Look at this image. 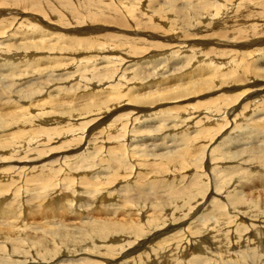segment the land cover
<instances>
[{
    "label": "rangeland",
    "instance_id": "rangeland-1",
    "mask_svg": "<svg viewBox=\"0 0 264 264\" xmlns=\"http://www.w3.org/2000/svg\"><path fill=\"white\" fill-rule=\"evenodd\" d=\"M7 2L0 6V114L9 119L0 128V237L10 228L14 238H0V264H164L163 258L173 264H264V235L253 228L264 220V160L235 153L264 147V86L254 85L264 83V0ZM239 62L252 71L247 75ZM233 73L239 82L230 80ZM231 108L237 110L227 123L211 130L216 126L209 128L205 118L213 116L206 111ZM96 111L106 113L98 117ZM131 113L136 134L128 137L132 123L111 159L110 127ZM81 128L84 137L71 132ZM40 129L56 130V137L43 140ZM96 137L105 142L94 145ZM87 140L91 149L85 150ZM30 150L38 152L26 157ZM182 152L187 162H170ZM191 182L196 189L189 191ZM200 199L207 203L189 220L193 233H201L191 251L183 252L184 242L177 256L155 247L185 226L177 219ZM215 204L234 218L221 227L223 234L230 230L227 235L212 244L205 233L218 236V226L206 224L201 211ZM152 212L161 214L150 222ZM164 213L178 228L133 250L145 242L136 238L145 234L139 231L155 227ZM131 219L133 225L123 222ZM105 221L123 225L130 238L119 232L99 238L94 229ZM201 240L204 249L194 250ZM41 241L45 250L38 248Z\"/></svg>",
    "mask_w": 264,
    "mask_h": 264
},
{
    "label": "bare ground",
    "instance_id": "bare-ground-1",
    "mask_svg": "<svg viewBox=\"0 0 264 264\" xmlns=\"http://www.w3.org/2000/svg\"><path fill=\"white\" fill-rule=\"evenodd\" d=\"M4 4H10V3H8L7 2V0H0V6L1 5H4ZM239 5V4H238ZM219 8V9H218ZM218 8H216V12L214 13V15L213 16H215V15H219L220 14V7H218ZM3 12H8V11H3ZM18 13V12H17ZM24 12L23 11H19V14H23ZM18 14V15H19ZM213 18V17H212ZM43 20H44V18H42ZM29 29H31V28H29ZM3 34L4 33V31H2V32H0V34ZM0 43H3V41H1ZM150 45V44H149ZM152 46L153 45H158L157 43H152L151 44ZM182 45V46H181ZM181 45H176L177 47L179 46V47H183L184 45L183 44H181ZM8 46V45H7ZM185 47V46H184ZM187 48V47H186ZM3 53V51H1L0 52V55ZM175 54V53H174ZM4 55V54H3ZM177 55V54H176ZM6 59V58H5ZM2 63H4V64H2ZM2 65L1 66H4L5 64H6V61H2ZM242 65H245V69H246V71H244L247 75H248V73L249 72H251L252 70L251 69H248V63H238L237 64V67H239V66H242ZM247 65V66H246ZM231 66L232 67H234L235 68V66H234V64H233V59L231 60ZM236 69V68H235ZM241 69V68H240ZM91 70H93V69H91ZM236 70H238V69H236ZM250 70V71H249ZM10 71V70H9ZM11 73V72H10ZM241 73V72H240ZM245 73H244V76H245ZM13 74H14V72H13ZM243 74V73H242ZM2 75V74H1ZM252 75V74H251ZM250 75V76H251ZM226 76H228V75H226ZM241 77V76H240ZM5 78V77H4ZM208 79V78H207ZM230 80H234V82H239V80H241V78L239 79V78H237L236 77V74L235 73H233V74H231L230 75ZM244 80V79H243ZM242 82V81H241ZM257 82V81H256ZM237 84V83H236ZM254 85H258V87L260 86V87H262V86H264V83H261V82H257V83H254ZM263 88V87H262ZM264 89V88H263ZM246 91H248V90H246ZM123 96H122V94H119L118 96H114V99L115 100H120L121 98H122ZM231 98V96L229 97V99ZM225 100H227V97H226V99ZM232 100H235L233 97H232ZM119 102H121V101H119ZM226 103H227V101H225ZM9 103V102H8ZM229 104V103H228ZM227 105V104H226ZM225 105V106H226ZM125 108H127V107H125ZM226 108H228V107H226ZM100 110V109H99ZM132 110V113L133 112H135L136 110H137V108H133V109H131ZM138 110H140V109H138ZM143 110V109H142ZM226 109H224V111L222 112V113H219L220 111H221V109H216L215 111H206V114H208L209 116H213V118L210 120L209 118H205V120H207L208 121V123L209 122H211L210 124H212V126L211 127H209V128H212V127H214V126H216V128H213V129H211V130H216L218 127H222V124L221 123H223V124H225V123H227V121L226 120H228L229 118V116H232L234 113H235V111L237 110L236 108L234 109V108H231V109H228V111H225ZM93 111H95V110H93ZM22 111H20V113H21ZM2 113V112H1ZM104 113H106V111L105 112H99V111H96V113H95V115L96 116H100L101 114H104ZM127 114L126 116H124V118H122L121 120H120V123H119V125L116 123V124H113L111 127H110V134H112L111 136H112V141H109V143L108 144H112V147L110 148V150H111V152H112V158L111 159H113L115 156H116V154L114 153V155H113V151H115L114 149L115 148H117V146H118V148L120 149L121 148V138L123 139V137L124 138H126V135H125V133L127 132L128 133V131H127V128H130L129 127V125H131L132 123H133V128L129 131V134H128V137L129 136H131V137H133L134 136V134H136V131H135V123H137L138 122V120L137 119H133V120H131V118H132V116L131 115H133V114ZM21 117H25L26 115L24 114V112H22L21 113ZM112 114H107L102 120H105V119H108L110 116H111ZM223 116V118L224 119H222V121L224 120V122H218V123H216V118H215V116ZM3 116H5V115H1L0 114V128H1V126L3 127L4 126V124H5V126H6V124H9L8 122V118H6L7 116H5V117H3ZM123 117V116H122ZM131 117V118H130ZM235 118H237V115L235 116ZM92 120H94L93 118L91 119V121ZM189 119H186V121H188ZM176 121H179V120H176ZM234 120H232V122H233ZM181 122L183 123H185V117L184 118H181ZM27 123V122H26ZM25 124V123H24ZM99 125V124H98ZM98 125H96V126H98ZM95 126V127H96ZM137 126V125H136ZM9 127V126H8ZM95 127H93V128H91V129H89V131H90V133L92 132V129H94ZM119 127V128H118ZM41 130V129H40ZM109 130V129H108ZM116 130L118 131V132H116ZM41 131H43V133H45L44 135H41V134H39L41 137H42V139L44 140V139H46L47 141H48V139H53V138H55L56 136V133H57V131L56 130H41ZM84 128H81V129H79V130H77V131H71V132H74V133H76V132H78V133H82V136L84 137ZM88 131V130H87ZM24 133L25 132H22L21 133V136L23 137L24 136ZM100 135V133H98V136ZM96 136V135H95ZM95 136H94V138H95ZM257 136V135H256ZM103 139H99V137L97 138L96 137V139H95V141L93 142V144L94 145H99V143L101 142V141H104V138L105 137H102ZM134 138V137H133ZM86 139L87 138H84V140L86 141ZM90 139V138H89ZM32 140H33V138H32ZM31 139H30V142L32 141ZM84 140H83V142H84ZM128 141V140H127ZM33 142V141H32ZM82 142V143H83ZM105 142V141H104ZM106 142H108V141H106ZM124 142H126V140L124 141ZM27 143H29V142H27ZM81 143V144H82ZM123 143V142H122ZM124 144V143H123ZM211 144V143H210ZM0 145H1V143H0ZM10 145V144H9ZM8 145V146H9ZM39 145V144H38ZM82 145H84V144H82ZM94 145H93V147H94ZM126 145V144H125ZM124 145V146H125ZM151 145V144H150ZM179 145V144H178ZM180 145H184V143L182 142ZM40 146V145H39ZM96 146V147H97ZM111 146V145H110ZM211 146V145H210ZM260 146V145H259ZM180 147V146H179ZM25 148V147H24ZM178 148V147H177ZM88 149H91V142H90V140H87V147L85 148V150H88ZM118 149V150H119ZM246 149V148H245ZM113 150V151H112ZM209 150V149H208ZM181 151V150H180ZM211 151V153H209L210 155H213V153H214V151L213 150H210ZM32 152V153H31ZM37 152L38 151H36V150H33V151H31L30 150V152H28V153H26L25 154V156L26 157H29V155L30 154H32V156L34 157V155L35 154H37ZM118 152V151H117ZM98 153V152H97ZM177 153V152H176ZM236 153V155L237 156H242V155H249V153H250V157L252 158L251 160H253V161H256L257 163L259 162V163H261L263 160H264V147L262 148V147H258V148H256V147H253L252 149H250V151H245L244 149L243 150H238V152L236 151L235 152ZM180 156H178V157H176V156H174V155H172L171 156V159H170V162L172 161L174 164H177V163H182V162H187L186 161V157L183 155V152L181 153V154H179ZM159 156V155H158ZM166 156V155H165ZM163 157H164V155H163ZM47 158V157H46ZM117 158V157H116ZM159 158V157H158ZM162 158V157H161ZM166 158H167V156H166ZM56 159V158H55ZM118 159V158H117ZM31 160H32V158H31ZM40 160H41V158H40ZM121 160V159H120ZM250 160V159H249ZM115 161H116V159H115ZM122 161V160H121ZM168 161H169V159H168ZM123 162V161H122ZM212 162V161H211ZM118 163H119V160H118ZM124 163V162H123ZM258 163V164H259ZM113 164H115V163H113ZM172 164V163H171ZM118 165V164H117ZM34 166V165H33ZM46 166V165H45ZM119 166H120V164H119ZM37 167V166H36ZM56 168H57V166H55ZM123 167V166H122ZM34 168V167H33ZM67 168V167H66ZM34 169H36V168H34ZM37 169H39V167L37 168ZM23 170V169H22ZM30 170V169H29ZM48 170V169H47ZM69 170V169H68ZM41 171V170H40ZM51 171L54 173V169L52 170V168H51ZM75 171H76V169H75ZM69 172V171H68ZM66 173V172H65ZM252 174V173H251ZM259 174V173H258ZM27 175V174H26ZM53 175H55V173L53 174ZM68 175H70L69 173H68ZM22 176V175H21ZM25 176V175H24ZM252 177H254V176H252ZM256 177H260V174L258 175V176H256ZM20 178V177H19ZM47 178H52V173L50 174V175H47ZM66 179V178H65ZM257 179V178H256ZM67 180H70V182H72L73 183V180H71V179H67ZM107 180V177H105L104 178V181H106ZM109 180H111L110 178H109ZM108 182V181H107ZM104 184H105V182H103ZM259 183H260V185L261 186H263L264 185V179L262 178V179H260V181H259ZM250 184V183H249ZM110 187V186H109ZM169 189V188H168ZM189 189V191H192V190H194V189H196L195 188V184H194V182H191V187H189L188 188ZM158 195V194H157ZM104 196V195H103ZM110 196V195H109ZM192 196H193V193H189V194H187L186 195V197H185V201L187 202V201H189L191 198H192ZM164 197V196H163ZM8 201V200H7ZM253 202V201H252ZM207 202H206V200H204V199H200V200H197L196 201V203H195V205L192 207V208H190V209H188L189 211H188V214L186 215V217L185 218H182L181 219V217L180 218H178L177 220L179 221V223H181L180 225H178V226H183L184 225V222H186V224H185V226L184 227H181V229L180 230H178V231H176L175 233H173V234H171V236H170V238H169V240H165V243L162 245V243H161V241L160 242H157L156 244H155V247H159V246H162V247H165V249L167 250V251H172L173 250V252H174V254H175V256H177V253L179 252L178 251V249H180V247H179V245H181V246H183L184 245V247H182L183 248V252L185 251H187L188 253L191 251L190 249H191V247H190V244H191V242H192V240L194 239V236L196 235V234H201V233H193V229L191 230V225H192V221H189L190 219H192V218H194V217H196V213H195V211L198 209V208H200L202 205H204V204H206ZM89 204V203H88ZM246 204L249 206L250 204H249V201H247L246 202ZM9 205V204H8ZM7 205V206H8ZM91 205V204H90ZM219 205V204H218ZM217 204H215L214 205V210H208L207 208H208V206H206L202 211H201V214L202 215H204V216H202V219H203V221L206 223V224H208L209 226H211L212 224H213V222H211V220L212 221H215L216 223H217V226H218V230H217V234H218V236H210V235H206V233H205V238H204V240H206V241H208V242H211L212 244H216V242L218 241V240H220V237L222 236V234H223V232H222V228L221 227H224L226 224H229V223H231V218L233 217H227L226 218V216L224 215V211H223V205L221 206V207H219ZM226 205V204H225ZM66 206V205H65ZM81 207V206H80ZM225 208V207H224ZM13 209H15L16 210V208H13ZM13 209H11L12 211L10 212V213H13V214H15V211H13ZM191 209H192V212H191ZM10 210V209H9ZM205 212V213H204ZM125 213V212H124ZM12 214V216H14ZM148 214V213H147ZM161 213H158V212H152V213H149L148 214V216H147V219L151 222V218H153V217H155V216H158V215H160ZM245 214V213H244ZM243 214V215H244ZM256 214H260V213H256ZM242 215V216H243ZM264 215V214H263ZM12 216H10V217H12ZM125 216V215H124ZM244 216H247V215H244ZM252 216V215H251ZM248 217V216H247ZM234 218V217H233ZM240 218H243V217H240ZM239 218V219H240ZM250 218H252V217H250ZM8 219H10V218H8ZM14 219V218H13ZM249 219V218H248ZM19 220V219H18ZM135 220V219H134ZM147 220V221H148ZM165 220H168V221H165ZM208 220V221H207ZM253 220V219H252ZM255 220V219H254ZM121 221H123V220H121ZM138 221V220H137ZM8 222V221H7ZM106 222V221H105ZM115 222H117V221H115ZM114 221H112V222H106L105 223V226L103 227V228H100V226L98 227V228H95L94 229V231H95V233H97L98 235H99V238H101V239H104V238H107V237H109L110 236V234L111 233H114V232H119V234L120 233H122V234H125L127 237H129L130 238V236H131V234H129L128 232H121V230H123L125 227L123 226V225H117V224H114L115 223ZM124 223L125 222H132V225H133V223H134V221H132V219L131 220H124L123 221ZM122 222V223H123ZM170 220L167 218V216H166V214L164 213L163 214V218H162V221L161 222H155L154 223V225H155V227H153V226H151L150 228H149V230H148V232H146L147 231V228L150 226H148L147 228H146V230H144V231H139V232H141V233H145V234H143V235H138V236H136V238L137 239H140V241L142 240V239H144L143 241H145V242H143V245H137V246H135L134 248H133V250H135V248H137L138 250H140L141 249V247H143V246H145L146 244H147V242H146V240H148V238H150V240H149V242H152V241H154V239H156L155 238V236L156 237H158V236H162V235H164V234H166V233H169V232H171L172 230H174V229H176V228H178V226L177 225H175L174 223L171 225L170 223ZM254 222V221H253ZM11 223H15V222H11ZM79 223V222H78ZM261 223L263 224V226H254L253 228H255L257 231H258V229L260 230V234H258L257 233V236L258 235H260V236H262V235H264V220L263 221H261ZM260 223V224H261ZM7 224V223H6ZM9 225H11L10 223H8ZM7 224V225H8ZM183 224V225H182ZM253 224V223H252ZM259 224V225H260ZM8 225V226H9ZM15 225V224H14ZM135 225H137V223H135ZM139 225V224H138ZM152 225V224H151ZM238 226H239V224H237ZM13 226V225H12ZM19 226V225H18ZM102 226V225H101ZM209 226H207L206 227V225H204V227L203 228H208ZM229 227V226H228ZM251 228H252V226H251ZM19 229V228H18ZM11 229L10 228H3V229H1V232H2V235L3 236H1L0 238H4V239H6V238H12V236H13V234L12 233H10L9 231H10ZM157 230H161L162 232H160V234L159 233H155L153 236H151V237H149L153 232H155V231H157ZM207 230V229H206ZM262 230V231H261ZM86 231V230H85ZM138 231V230H137ZM230 230L229 229H227V231H225L224 232V234H223V236H225V235H227V233L229 232ZM15 232V231H14ZM88 232V231H87ZM87 232H85L86 234V236L88 235V233ZM90 232V234H91V231H89ZM206 232V231H205ZM80 233V232H79ZM256 233V231H253V234H255ZM15 234H16V232H15ZM66 236L68 235V234H65ZM81 235V234H80ZM84 235V236H85ZM66 236H63V238L64 237H66ZM90 236V238L91 237H93V235L91 234V235H89ZM88 236V237H89ZM232 236V235H231ZM256 236V235H255ZM76 237L78 238L79 236L76 234ZM82 237L83 236H81V239L80 240H82ZM14 238V237H13ZM12 238V239H13ZM69 238V237H68ZM80 238V237H79ZM26 238H24V241H26L25 240ZM65 239H67V238H65ZM84 239H85V237H84ZM126 239H128V238H126ZM217 239V240H216ZM221 239H222V237H221ZM68 240V239H67ZM118 240V239H117ZM203 240V239H202ZM202 240L201 241H197V243L195 244V245H193L195 242H193L192 243V245H193V248H194V250H196V249H199V250H202V249H204L203 247H202ZM248 240V239H247ZM64 241V240H63ZM79 241V240H78ZM245 241V240H244ZM258 241V243H259V241L260 240H257ZM121 241L119 240V241H117V245H118V247L120 248V249H122L123 247H124V243H120ZM184 242V243H183ZM64 243V242H63ZM182 243H183V245H182ZM74 244V243H73ZM219 244H223V245H225L226 244V241L225 240H221L220 242H219ZM256 244V243H255ZM260 245L259 246H262V244L261 243H259ZM129 245V244H128ZM127 245V246H128ZM65 246H66V244H65ZM127 246H125V247H127ZM169 246H171V247H169ZM194 246H197V247H194ZM67 247L68 246H66L65 247V249H67ZM72 247V246H71ZM117 247V248H118ZM38 248L40 249V250H45V248H46V242H42L41 241V243L39 242V244H38ZM70 248V247H69ZM140 248V249H139ZM131 250V249H130ZM264 250V249H263ZM247 251V250H246ZM186 252V253H187ZM169 253V252H168ZM119 254H121V253H119ZM122 254H124V253H122ZM151 254V253H150ZM179 254H180V252H179ZM145 255V254H144ZM119 256V255H118ZM117 256V257H118ZM137 256V255H136ZM173 256V255H172ZM179 256V255H178ZM182 256V255H181ZM180 256V257H181ZM0 257H1V259H2V254H0ZM106 258H108V257H106ZM250 258V257H249ZM167 259V260H166ZM104 260V259H103ZM120 260V259H119ZM142 261L143 260H145V258H142L141 259ZM111 261V260H110ZM2 262V261H1ZM24 262V261H23ZM25 262H27V261H25ZM29 262V261H28ZM72 262V261H71ZM29 263H31V262H29ZM161 263H164V264H173L174 263V261L171 259V258H169V262H168V258H163L162 259V261H161ZM177 263H179V262H177ZM186 263V262H185ZM251 263V262H250ZM121 264V263H120ZM253 264V263H252Z\"/></svg>",
    "mask_w": 264,
    "mask_h": 264
}]
</instances>
